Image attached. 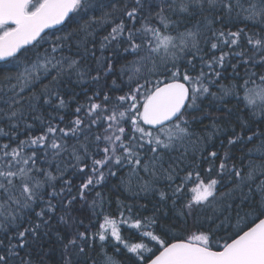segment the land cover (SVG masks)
I'll list each match as a JSON object with an SVG mask.
<instances>
[{"label": "snow or ice", "instance_id": "1", "mask_svg": "<svg viewBox=\"0 0 264 264\" xmlns=\"http://www.w3.org/2000/svg\"><path fill=\"white\" fill-rule=\"evenodd\" d=\"M0 61V264H264V0H0ZM110 178L153 215L109 212Z\"/></svg>", "mask_w": 264, "mask_h": 264}, {"label": "trees", "instance_id": "2", "mask_svg": "<svg viewBox=\"0 0 264 264\" xmlns=\"http://www.w3.org/2000/svg\"><path fill=\"white\" fill-rule=\"evenodd\" d=\"M243 25H241L242 27ZM217 27H220L219 25H217ZM232 30H235V28H233ZM105 33L104 32H100V36H103ZM99 38V37H98ZM43 43V42H41ZM44 47H47V45L45 44ZM240 49L237 48L236 51H239ZM225 51H227V49H225ZM99 54V53H98ZM109 53H105V55H108ZM217 55H219V52L216 53ZM125 56H127L128 60H132L134 59V57L132 56H128L126 53L123 54ZM230 63H237L236 60H230ZM119 67V65H117ZM240 74L243 75L244 73V68L241 67L239 69ZM232 73V69L231 66L229 65V67L227 68V70L223 73V75L225 76H230ZM94 74V73H93ZM73 80H75V77L73 78ZM109 83L111 82V78H109ZM232 83H234L231 80H223L221 81V84L225 85V86H229ZM259 80H256L255 84H249L248 87H256L257 85H259ZM73 87L75 88L77 93H80V95L78 96V100L79 102L83 103L85 101V97L83 95V93L81 92L82 88L85 87H97L95 85H89L87 83H82V84H73ZM106 90V89H105ZM88 95H91V91H89ZM240 96H243V92H240ZM207 103V101L205 102ZM229 107H233L234 111L236 110V105H235V101H233L232 105H229ZM75 108V104L72 103L69 105V108L67 110H65V112L61 113L63 115H65V119L70 120L72 118V112L74 111ZM208 112V118L203 120V125H208L210 126L213 122V120L216 117H225L226 114L222 111H216L215 109L209 108L207 109ZM197 116H201V113H196ZM63 126V125H62ZM221 126L224 127L226 129V131L221 132V133H217L212 140V144L214 146L213 150H216L218 152V155L220 158H223L225 151H228V145H227V137L228 135H230V131H231V126H235L236 130L239 131V125L237 123V121L232 118V117H228L227 118V123H224L223 120L221 121ZM201 125H197V130L199 131V129L201 128ZM209 130H211L209 128ZM23 138V137H22ZM249 147H251V145H249ZM231 155H234L236 157L240 156V151L237 150L236 148L231 149L230 152ZM217 165L219 163V159H217L216 161ZM207 168V164L202 165L200 171H201V175L202 177H204L205 179L207 178L205 173H204V169ZM127 168L122 169L120 175L127 177ZM143 175V174H142ZM181 175H183V173H181ZM144 179H148L147 176L144 177ZM80 181L79 179L74 180V183L78 184ZM120 181L117 178H110L108 181V187H104V188H97V191H102L105 193L106 197L111 201V204L106 205L107 210L109 212L112 213H116V200H117V195H119V199L122 202H125L129 205L133 206V212L134 213H139L140 216L143 217H149L152 216L154 213V208L153 205L157 204V202L159 201V196L155 193H141L140 197H134L132 196V194L126 190L127 186L126 185H121L119 190H114L112 189L110 186L113 184H119ZM133 183H135V178H133ZM167 182L166 181H161L159 184L156 185L157 188H163L165 190H167L166 188ZM195 186V176H193L192 178V182L189 183L185 189V196H191V192L190 189L192 187ZM95 193H92L89 196V199L92 198V196H94ZM180 203V202H178ZM142 205H146V207H141ZM76 208H80V204L79 202L76 205ZM163 212H168L169 215H172V207H171V202H168L167 207H163L161 208V213ZM72 215L76 216L78 219L83 220L84 224L87 225L89 223V217H90V212L85 208L83 212L80 211H75L72 213ZM84 229L81 228L80 231H83ZM93 231H95V229H92ZM195 230V229H193ZM67 231V230H65ZM120 232L121 235L128 240L129 242H139L140 237L137 234V230L134 228L129 227L128 225H120ZM70 238V237H69ZM144 242H148L147 238H144ZM115 241H110L109 243H106V248L109 251V253H111L113 251L112 245L115 244ZM52 246L55 247L57 249V253L60 250V245L58 243H56L55 241V237L53 236L52 238ZM121 250L122 253H124L123 255H119L117 258L122 262V264H130V261L127 260L128 256H131V253H127L126 249H123L122 246ZM47 250V249H46ZM58 256L54 257L53 259H48V258H44L45 259V264H55V259H57ZM33 259L37 262H39V260L41 259V257L39 255L36 254V252L33 253Z\"/></svg>", "mask_w": 264, "mask_h": 264}, {"label": "water", "instance_id": "3", "mask_svg": "<svg viewBox=\"0 0 264 264\" xmlns=\"http://www.w3.org/2000/svg\"><path fill=\"white\" fill-rule=\"evenodd\" d=\"M49 32L54 31V29L48 30ZM0 64H3V61H0Z\"/></svg>", "mask_w": 264, "mask_h": 264}]
</instances>
